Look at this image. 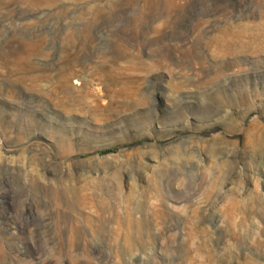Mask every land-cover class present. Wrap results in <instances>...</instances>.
<instances>
[{
  "label": "rangeland",
  "instance_id": "rangeland-1",
  "mask_svg": "<svg viewBox=\"0 0 264 264\" xmlns=\"http://www.w3.org/2000/svg\"><path fill=\"white\" fill-rule=\"evenodd\" d=\"M0 264H264V0H0Z\"/></svg>",
  "mask_w": 264,
  "mask_h": 264
}]
</instances>
